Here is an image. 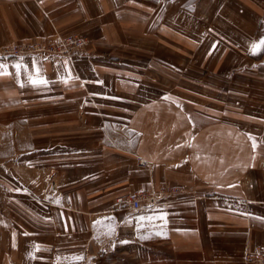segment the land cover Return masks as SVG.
I'll list each match as a JSON object with an SVG mask.
<instances>
[{
	"label": "crops",
	"instance_id": "0c3cea01",
	"mask_svg": "<svg viewBox=\"0 0 264 264\" xmlns=\"http://www.w3.org/2000/svg\"><path fill=\"white\" fill-rule=\"evenodd\" d=\"M60 33L84 50L0 54V264H253L264 0H0V47Z\"/></svg>",
	"mask_w": 264,
	"mask_h": 264
},
{
	"label": "built area",
	"instance_id": "2783aa9c",
	"mask_svg": "<svg viewBox=\"0 0 264 264\" xmlns=\"http://www.w3.org/2000/svg\"><path fill=\"white\" fill-rule=\"evenodd\" d=\"M56 39V38H55ZM86 40L82 37L74 35H68V37H61L57 35V39L49 44L34 43L31 46L21 45L17 48L13 45H7V47L1 50V56L3 58H10L16 56H23L24 54H51V55H68L70 59L73 55L78 54L85 46ZM45 45H51L52 48H48ZM184 189L181 187L177 188H164L160 191L162 194L165 193H179ZM159 192L153 190H143L142 192L133 193L127 197H119L116 200L117 208L125 209L130 211H138L146 207H155L161 205L162 197L158 199ZM162 196V195H161ZM245 260L253 264H264V245L256 247L252 251H248L245 255Z\"/></svg>",
	"mask_w": 264,
	"mask_h": 264
},
{
	"label": "rangeland",
	"instance_id": "374dc122",
	"mask_svg": "<svg viewBox=\"0 0 264 264\" xmlns=\"http://www.w3.org/2000/svg\"><path fill=\"white\" fill-rule=\"evenodd\" d=\"M57 35H60L61 37H68V35H74V36H77V35H75V34H62V33H60V34H57ZM77 37H80V36H77ZM57 39V36H55L53 39L52 38H50V39H46V40H39V41H35V42H27V43H11V44H5V45H3V46H1L0 47V50H2L3 48H5V47H7V45H13L14 47H18V46H21V45H25V46H27L28 47V45L29 46H31V44H34V43H41V44H43V43H45V44H49V43H52V42H54V40H56ZM83 38V37H82ZM85 39V38H84ZM86 44H87V42H86ZM86 44H85V46H86ZM46 47H48V48H52V46L51 45H45ZM85 46L82 48V50H84V48H85ZM19 48V47H18ZM81 50V51H82ZM80 51V52H81ZM79 52V53H80ZM78 53V54H79ZM29 55H34V54H24L23 56H16V57H10V58H5V59H19V58H24V57H27V56H29ZM77 55V54H76ZM35 56H40V57H44V56H58V55H51V54H41V55H39V54H37V55H35ZM63 56H65V57H69L68 55H63ZM75 55H73V57H74ZM70 58V57H69ZM171 189H173V188H171ZM183 189L185 190V188L183 187ZM143 190H147V189H143ZM143 190H139V191H135V192H132V193H129V194H127V195H124V196H120V197H127V196H129V195H132L133 193H136V192H138V193H140V192H142ZM153 191H155V192H159L160 193V189L159 190H156V189H153ZM175 193H173V194H171V193H165V194H162V192L158 195V199L160 198V197H165V196H170V195H174ZM162 195V196H161ZM119 198V197H118ZM117 200V199H116ZM161 205H163L164 204V202H163V199H162V201H161ZM161 205H158V206H155V207H146V208H143L144 210H152V209H157V208H159ZM140 210H142V209H140Z\"/></svg>",
	"mask_w": 264,
	"mask_h": 264
},
{
	"label": "snow or ice",
	"instance_id": "6c2138e0",
	"mask_svg": "<svg viewBox=\"0 0 264 264\" xmlns=\"http://www.w3.org/2000/svg\"><path fill=\"white\" fill-rule=\"evenodd\" d=\"M261 47H264V39L260 40L259 43L254 44L253 45V50L255 51L256 49L261 48ZM16 67H20V66L17 65ZM2 69H3V66L0 65V75H7V72L6 71H3ZM32 82L34 84L35 83H44V81H42V80H40V81L33 80Z\"/></svg>",
	"mask_w": 264,
	"mask_h": 264
},
{
	"label": "bare ground",
	"instance_id": "6f19581e",
	"mask_svg": "<svg viewBox=\"0 0 264 264\" xmlns=\"http://www.w3.org/2000/svg\"><path fill=\"white\" fill-rule=\"evenodd\" d=\"M86 40V39H85ZM86 42H87V40H86ZM246 255V254H245ZM245 258V257H244ZM246 261V260H245Z\"/></svg>",
	"mask_w": 264,
	"mask_h": 264
}]
</instances>
